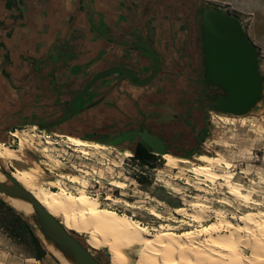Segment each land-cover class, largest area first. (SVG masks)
Listing matches in <instances>:
<instances>
[{"label":"rangeland","instance_id":"rangeland-1","mask_svg":"<svg viewBox=\"0 0 264 264\" xmlns=\"http://www.w3.org/2000/svg\"><path fill=\"white\" fill-rule=\"evenodd\" d=\"M134 5L142 8L143 14H150L153 23L155 16H161L163 23L175 26L181 22L187 32H192L186 40L191 42L194 59L191 53L184 51L181 58L182 65L188 66L183 76H189L186 77L189 80L185 79L183 84H166L168 89L172 86L175 89L182 87L198 101L193 115H181L178 110L171 116L169 126L178 127L180 132L175 137H165L168 146L163 155L175 159L168 161L157 154V166L151 170L142 169L134 161L124 158L126 151H132L134 141L130 144L106 145L103 143L107 140L105 134L85 129L63 133L90 143L82 146L84 151L78 145L66 147L65 143L59 142L49 152L50 157L22 150L19 160L13 161V164L0 161V166L8 171H29L36 186L55 189L53 185L57 183L54 179H59L62 187L71 194L76 195L79 189H83L99 201L101 208L127 215L146 226L151 233L169 228L182 235L187 230L200 231L209 223L221 219L239 225L242 217L264 213V0H134ZM204 6L217 7L236 16L247 38L257 48L263 88L259 101L244 115L224 114L208 103L210 96L218 89L206 86L202 78L197 22ZM256 25L260 26L257 30L261 32L254 31ZM188 43L185 45L188 46ZM140 87L146 93L149 83ZM168 89L166 94L169 93ZM158 121L156 117L154 122L160 125ZM91 142L101 146L95 147ZM206 157L224 158L230 162V167L224 168L223 164L216 162L205 163L202 158ZM205 164L220 173L230 172L228 179L241 184V191L248 198L232 194L225 177L210 182L193 172L194 168ZM143 173L147 176L146 181L139 184L133 176ZM117 182H121L122 186H118ZM26 188L31 192L34 190ZM0 197L7 201L3 194ZM55 217L63 220L62 216ZM74 233L101 263L110 264L111 254L107 248H93L87 244L85 233ZM239 250L244 255H250L245 245L240 244ZM46 251L44 258L38 261L0 230V264H59ZM127 253L132 259H138L133 251Z\"/></svg>","mask_w":264,"mask_h":264},{"label":"crops","instance_id":"crops-1","mask_svg":"<svg viewBox=\"0 0 264 264\" xmlns=\"http://www.w3.org/2000/svg\"><path fill=\"white\" fill-rule=\"evenodd\" d=\"M181 24H165L161 16L153 23L134 0H0V143L9 130L31 125L62 134L89 129L107 138L143 130L167 151L165 137L180 132L169 126L171 116L193 115L198 106L182 87L166 85L189 77L181 58L191 53L192 32ZM152 51L160 67L146 93L121 72L83 92L114 67L130 70L133 80L146 78L155 65Z\"/></svg>","mask_w":264,"mask_h":264},{"label":"bare ground","instance_id":"bare-ground-1","mask_svg":"<svg viewBox=\"0 0 264 264\" xmlns=\"http://www.w3.org/2000/svg\"><path fill=\"white\" fill-rule=\"evenodd\" d=\"M66 136L83 151L85 148L82 146L90 145L81 138ZM46 141L50 142V138L46 137ZM92 144L95 147L101 146L99 143ZM40 153L52 156L46 152V148ZM19 154L20 149H12L0 143V161H10L13 164V161L19 160ZM163 157L168 161L175 159L170 155ZM202 161L208 164H223L224 168L230 167V162L220 157H206L202 158ZM193 172L210 182L225 177L232 194L248 198L241 191V184L228 179L230 172H217L207 164L194 168ZM10 173L25 189H34L32 192L27 190L47 211L54 216H62L61 223L68 230L85 233L87 244L93 248H107L111 254V264H264V213L242 217L239 225L221 219L209 223L200 231L187 230L182 235L170 231L169 228L151 233L146 226L133 218L108 208H101L99 201L83 189H79L74 195L62 187L59 179H54L57 184L53 185L55 189H52L36 186L32 181V174L28 171L17 172L14 169ZM4 179L0 173V180ZM117 185L122 186V183L117 182ZM7 198L16 209L28 215L32 213L29 203ZM152 213L160 216L156 211ZM38 234L40 235L39 231ZM240 244L249 248L250 255H244L239 250ZM44 245L59 264H71L51 244ZM127 251H133L138 259H132Z\"/></svg>","mask_w":264,"mask_h":264},{"label":"water","instance_id":"water-1","mask_svg":"<svg viewBox=\"0 0 264 264\" xmlns=\"http://www.w3.org/2000/svg\"><path fill=\"white\" fill-rule=\"evenodd\" d=\"M202 60L204 84L216 87L208 103L218 112L244 115L259 101L262 93L263 77L258 69V51L247 38L243 27L234 15L217 7L204 6L197 22ZM142 46H144L142 44ZM149 51V46H145ZM155 65L150 75L143 80H133L130 70L114 67L95 75L84 87L87 90L101 76L111 72L126 74L137 86L148 83L159 70V61L152 51ZM127 140H141L152 152L163 155L162 142L150 133L138 131L130 137L115 135L103 141L106 145L116 146ZM4 180H0V194L23 200L31 205L40 238L44 244H51L71 264H102L77 236L71 234L61 221L47 211L41 203L11 175L0 166ZM58 262V261H57Z\"/></svg>","mask_w":264,"mask_h":264},{"label":"trees","instance_id":"trees-1","mask_svg":"<svg viewBox=\"0 0 264 264\" xmlns=\"http://www.w3.org/2000/svg\"><path fill=\"white\" fill-rule=\"evenodd\" d=\"M133 151V160L142 169L151 170L157 165L159 157L152 152L150 148L141 140H136ZM136 182L145 183L147 176L145 174H134ZM35 229V230H34ZM0 230L12 241L21 245L26 253L36 260L44 258L47 251L38 234L37 224L32 217L23 211L16 209L7 198V201L0 197ZM68 230V229H67ZM75 235L73 230H68ZM82 242V241H81ZM83 243V242H82ZM84 244V243H83ZM89 248L87 245H85ZM89 250H91L89 248ZM92 252V251H91ZM96 257V255L92 252ZM98 259V257H96ZM108 258V257H107ZM99 260V259H98ZM103 264V263H102ZM111 264V259H110Z\"/></svg>","mask_w":264,"mask_h":264},{"label":"built area","instance_id":"built-area-1","mask_svg":"<svg viewBox=\"0 0 264 264\" xmlns=\"http://www.w3.org/2000/svg\"><path fill=\"white\" fill-rule=\"evenodd\" d=\"M7 136V142L4 144L11 147L12 149H20V151L25 150L32 154L41 156H44V154L40 153L42 149L46 148V152L49 153L52 151V148H54L55 145H59V142L65 143L66 147H69V145H74L70 140L67 139L66 135L50 132L36 125L11 129L8 131ZM46 137L50 138V142L46 141ZM124 155V158H127L129 161L132 160L136 163V161L133 160V151H126ZM59 161L62 162V160Z\"/></svg>","mask_w":264,"mask_h":264}]
</instances>
